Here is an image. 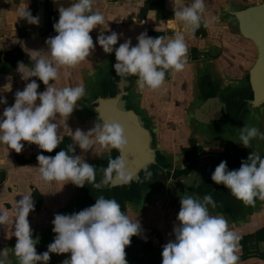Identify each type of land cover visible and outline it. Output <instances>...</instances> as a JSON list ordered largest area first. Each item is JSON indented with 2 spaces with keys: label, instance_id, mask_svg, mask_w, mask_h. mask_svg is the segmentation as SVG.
Instances as JSON below:
<instances>
[{
  "label": "clouds",
  "instance_id": "clouds-1",
  "mask_svg": "<svg viewBox=\"0 0 264 264\" xmlns=\"http://www.w3.org/2000/svg\"><path fill=\"white\" fill-rule=\"evenodd\" d=\"M205 0H193L191 5L174 7V20L183 23V31L173 36L149 37L140 33L137 44L131 46V39H126L114 49L120 34L111 32L105 36L98 34L96 43L104 53H115L113 65L120 82L136 77L138 92L156 91L163 87L166 72H182L188 63V45L185 32L194 34L201 26L206 11ZM59 19L53 25L55 36L46 39L47 50L31 51L32 65L18 62L17 72L21 80L37 78L45 85L43 92H38L36 80L27 83L22 91H17L14 104L5 107L0 116V144L20 153L23 142L37 145L43 152L51 153L62 142L58 134L62 121L63 128L71 134L72 144L67 150H61L53 156L38 155V177L45 183H71L78 188L91 184L95 189L122 187L129 185L134 177L129 173L122 158L129 141L125 128L118 119L96 122L87 132L77 128L72 133L66 124L69 115L86 95V88L81 81L76 86L58 88L50 81H57L59 70L78 68L87 60L94 49L90 32L104 24V15L93 9V0H72L67 8L58 9ZM17 14L29 24L37 25L39 17L32 16L24 8H18ZM155 15V13H153ZM65 76H71L65 72ZM39 101V103H37ZM0 98V104H6ZM57 116L59 119L57 120ZM238 144L250 148L253 140L264 141V132L256 126L245 125L238 130ZM74 145L82 153L99 146V151L109 153L106 168L99 169L101 178L97 181L96 168L87 163L83 155H73ZM118 156L110 157L112 150ZM152 173H146L150 179ZM196 178L200 180L199 176ZM211 180L223 185L233 197L248 205H254L258 198L264 201V158L257 152H251L242 160L238 169L229 170L226 161L215 167ZM14 201L13 218L9 219L8 209H0V226H11L15 230L11 236L16 238L13 249L0 251V264H10V253L17 264H48L50 254H70L62 264H127L125 249L131 238L140 232V222L133 220L115 199L101 195L94 205L78 213L55 214L52 221L54 240L47 246V251L37 254V240L32 238V231L27 220L34 210L31 192L21 195ZM180 208L173 225V239L162 247V264H238L240 235L230 227L224 214H211L209 206L215 209L216 202L211 195L199 197L183 194L180 196ZM126 209L131 205L126 204Z\"/></svg>",
  "mask_w": 264,
  "mask_h": 264
},
{
  "label": "crops",
  "instance_id": "crops-1",
  "mask_svg": "<svg viewBox=\"0 0 264 264\" xmlns=\"http://www.w3.org/2000/svg\"><path fill=\"white\" fill-rule=\"evenodd\" d=\"M261 1L263 0H205L207 7L200 26V31L202 29L204 32L184 33L189 49L188 61L189 54L195 52L197 62L187 64L182 72L173 74L174 77L156 91L138 92L136 83L133 85V81L135 82L137 78H127L129 89L140 95L141 100L138 106L142 108V112L151 115L153 121L161 127L159 148L169 156L170 160H175L173 163L175 167L180 168L185 165V162L181 161V155L178 154H181L180 147L187 144L188 135L192 134L205 151H224L221 159L214 161L216 164L226 161L229 170L238 169L241 161L246 160L251 152H257L261 158H264V141L253 140L250 148H244L240 144L233 146L234 141L230 135L223 134V139H221L214 127H207L197 122L194 126L187 123L182 124L184 122L181 119L184 116L182 102L194 99L193 97L196 99L200 96L205 97L208 86L214 85L220 92L224 88L226 91L229 90L226 85L232 81L233 77H240L249 66L248 60L253 53L252 47L239 32H236L234 27L237 21L233 13ZM71 2L72 0H0V98H5L7 101L6 104H0V116L5 107L14 104L15 93L18 90L22 91L32 80H36L39 85L38 92L45 90L46 86L35 77L28 81L21 80L16 70L17 64H12L9 59L14 58L11 54L15 49H19L22 53L19 62L30 67L32 65L30 52L47 50L46 39L56 35L53 25L59 19L58 9L69 7ZM192 3L193 0H93V9L104 15V24L90 32L94 49L78 68H61L58 80L49 82L54 83L58 88L69 85L74 87L81 81L85 85V97L78 101L77 107L66 120L67 127L72 133L77 128L84 132L91 129L88 127L90 125L88 120L92 119L90 106L95 93L100 94L102 89L103 91L115 90L117 80H120L113 68L116 63L115 53L114 51L111 54L104 53L96 43L98 34L102 33L105 36L111 32L120 34L117 44L113 46L114 49L126 39H131V46H135L136 37L142 32H146L149 37L153 38L161 35L173 36L177 31H183V23L174 20L173 8ZM26 6L32 16L39 17L37 25L29 24L18 16L17 9ZM218 53L221 55L217 60L209 61L211 55ZM219 61L225 63L224 67ZM66 71L70 72L71 76H65ZM188 71H192L191 74L186 73ZM214 76L217 82L209 84ZM58 119L59 116H57ZM258 120V128L264 132L262 130L264 123ZM57 123L61 124L58 134L71 139V134L63 128L62 121H57ZM21 143L23 148L20 153L0 144V174L5 176L4 181L0 183V209L9 210L11 221L14 216L12 212L14 201L18 202L22 198L21 195L31 192L34 210L29 213L27 220L32 231V238L37 240L36 250L43 253L54 240L55 234L52 231L54 215L68 214L66 207L70 201V183L64 185L62 182L55 181L45 183L39 179L37 170L34 169L38 167V162L33 158L40 153V149L34 144L23 141ZM75 148V155H81L78 145H75ZM94 149L95 152H99V146ZM17 157L25 163L19 164ZM171 188L175 194L173 204H178L179 208L181 195L186 193L194 197L196 195L181 189L178 184ZM211 196L217 207L213 209L209 206L210 213L224 214L230 227L238 232L240 238L264 229V201L257 198L254 205L245 204L233 197L224 186ZM165 198L161 194L158 195L153 200L150 210L148 208L145 210L143 206L137 209L131 206L130 209L125 210L130 218L139 220L140 228H155L159 231L162 244L161 253L163 245L173 239L172 229L178 215L172 213L170 202ZM14 230V223L11 226H0V251L4 248L9 250L14 248L16 238L11 236ZM250 251L257 255L249 259L241 256L242 248L239 240L238 264H264V242H259L257 245L251 244ZM69 256L68 253L50 254L48 264H62V261ZM9 261L10 264H17L16 258L11 253Z\"/></svg>",
  "mask_w": 264,
  "mask_h": 264
},
{
  "label": "water",
  "instance_id": "water-1",
  "mask_svg": "<svg viewBox=\"0 0 264 264\" xmlns=\"http://www.w3.org/2000/svg\"><path fill=\"white\" fill-rule=\"evenodd\" d=\"M233 15L238 22L240 35L256 46L258 54H264V0L235 12ZM258 76L264 80V58H259L250 69V84L254 88L257 87ZM117 81L115 90L106 89L103 91L102 89L100 94L95 93L90 106L92 119L88 121L90 122L89 126L92 127L96 122L102 123L104 120L109 121L114 118L122 123L129 141V148L125 150L122 158L134 179L129 185L103 189H95L91 184H85L84 187L78 188L70 183V201L66 207V212L68 214L78 213L94 205L95 199L101 195L115 199L120 203L122 211L126 210V204H130L134 209L143 206L145 210L147 208L150 210L153 200L161 194L170 202L172 213L177 215L179 205L173 204L175 194H173L171 187L178 184L179 178L186 174V171L176 168L168 155L159 153L161 127L153 121L151 115L142 112V108L138 106L141 100L140 95L133 88V91L129 89L128 82ZM255 100L264 102V85L263 95L256 97ZM94 150L81 152V155L87 163L96 168L97 181H99L101 178L99 169L107 167L109 153L107 151L95 152ZM117 156L118 153L113 149L110 157L115 159ZM194 163L195 161L191 164ZM214 169L210 162H202L197 166L193 175L189 177V180L183 181L182 184L187 188H197L202 183L211 182L212 188L215 189L216 184L211 180ZM148 172L152 173L151 178L145 179ZM195 174L199 176L200 180L196 178ZM195 197L203 199L200 196L195 195ZM148 233L147 228H140V232L136 236L140 240H146ZM149 241L153 247L158 248L159 239L155 235ZM36 252L41 254L38 250Z\"/></svg>",
  "mask_w": 264,
  "mask_h": 264
},
{
  "label": "flooded vegetation",
  "instance_id": "flooded-vegetation-1",
  "mask_svg": "<svg viewBox=\"0 0 264 264\" xmlns=\"http://www.w3.org/2000/svg\"><path fill=\"white\" fill-rule=\"evenodd\" d=\"M234 28L238 33L239 32L238 22L235 23ZM201 31L202 33L204 32L202 29ZM201 31L199 27V29L196 30L195 34L199 32L201 33ZM242 38L251 44L253 53L250 55V59L248 60L249 66H247L246 70L242 72V75L240 77H233L232 81L229 82L230 85L229 84L226 85V88L229 87V90L226 91V89L224 88L220 92L217 90L216 86L214 85L208 86L205 97L202 98L200 96L197 97L198 99L193 97L194 99L182 102L184 107L183 110L184 116L181 118L183 119L182 122L184 123L181 122L182 124L187 123L194 126L195 122H197L207 127H214L216 133L219 136H221V139H223L222 137L223 134L227 136L230 135L234 141L232 144L233 146L239 145L237 137H238V130L240 128H242L245 125L258 127L259 125L258 119H260V123L262 124L264 123V102H259L255 100L256 97H260V95H263L264 80L262 77L258 76L257 87L254 88L250 84V69L253 67L254 63L259 58H264V54L262 55L258 54L256 46L251 41L245 39L244 37ZM220 55H221L220 53L216 55H211L209 57V61L217 60ZM197 60L198 58L194 52L192 54H189V61L187 64L188 65L191 63L193 64L197 62ZM219 62L220 64H222V66L225 65V63L223 62L221 61ZM191 72L188 71L186 73L191 74ZM173 77H174L173 73L166 72V77H165L166 81H170ZM216 82L217 79L216 76H214L213 80L209 84H214ZM233 83H235V85ZM180 114H182V112ZM262 130H264V126L262 127ZM192 135H188L187 144L180 147L181 154H178L181 155L182 158L181 161L185 162V165L180 167V169L186 171V174H184L179 178L178 185L181 189L187 190L188 192L196 194L198 196L204 197L205 195H213V193H215L216 190L220 189L223 185L216 184L215 189H213L211 182L202 183L197 188L194 187L187 188L182 184L183 181L189 180V177L193 175L195 169L200 163L210 162L215 168L216 166L219 165L216 164L215 161H219L221 157L224 155V151L223 152H220L219 150L215 152L205 151L204 147L199 145L197 139ZM158 151L159 153H161V155H166L160 150ZM75 153H76V148L73 155H75ZM193 161H195V163L191 164ZM172 163H175V160H173ZM148 230L149 233L146 235V240H140L137 238V236H135L134 238L139 241L135 243L133 237L131 238V243L127 248L130 252L137 251L138 253L142 254V257H144L145 256L144 252L147 250L148 247L147 245L153 247L149 239L154 235L159 239V245L158 248L155 247L153 248L159 249L161 252L162 244H161V235L159 231L155 228ZM259 242H264V229L259 230L251 235L241 237L240 238V245L242 248L241 256H243L245 259H249L251 257L256 256L257 254L255 252L253 253L252 251H250V245L251 244L257 245ZM141 264H145V262H142Z\"/></svg>",
  "mask_w": 264,
  "mask_h": 264
},
{
  "label": "trees",
  "instance_id": "trees-1",
  "mask_svg": "<svg viewBox=\"0 0 264 264\" xmlns=\"http://www.w3.org/2000/svg\"><path fill=\"white\" fill-rule=\"evenodd\" d=\"M12 56H14V58H10L9 61L12 64H18V62L21 59L22 53L19 49H15L13 54H11ZM69 144H72V141L67 138L64 137L62 142L58 145V147L56 149L53 150V152L48 153V152H43L42 150H40V153L38 155H44V156H55L57 152L61 151V150H67V147ZM75 151V148H74ZM73 154V153H72ZM37 155V156H38ZM37 156H34L33 160L37 161ZM17 162L19 164H24L25 161L20 159L19 157H17ZM5 176L3 174H0V183H2L4 181ZM39 205V204H38ZM37 205V206H38ZM135 236H133L134 242H139L137 239L134 238ZM147 250L144 252V257H142L141 253L136 252H130L126 247L125 252H126V260H127V264H141L142 262H145V264H161V252L159 249H154L153 247H151L150 245H147ZM148 257V258H147Z\"/></svg>",
  "mask_w": 264,
  "mask_h": 264
},
{
  "label": "rangeland",
  "instance_id": "rangeland-1",
  "mask_svg": "<svg viewBox=\"0 0 264 264\" xmlns=\"http://www.w3.org/2000/svg\"><path fill=\"white\" fill-rule=\"evenodd\" d=\"M89 128H92V126H88Z\"/></svg>",
  "mask_w": 264,
  "mask_h": 264
}]
</instances>
